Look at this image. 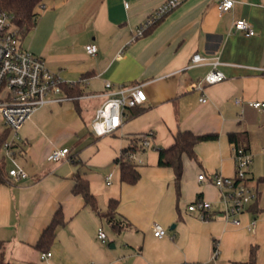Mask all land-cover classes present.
Masks as SVG:
<instances>
[{"label": "crops", "instance_id": "1", "mask_svg": "<svg viewBox=\"0 0 264 264\" xmlns=\"http://www.w3.org/2000/svg\"><path fill=\"white\" fill-rule=\"evenodd\" d=\"M165 1L44 0L38 8L37 24L23 47L42 57L64 82L82 81L86 95L37 109L22 125L18 156L28 177L0 184V264H243L253 247L257 264H264V106L249 105L264 103V0H235L221 16L220 0H183L135 38ZM239 19L256 34L236 31ZM88 44L98 46L96 55L87 53ZM196 53L208 62L191 66ZM213 63L226 79L192 90ZM106 81L116 87L143 84L147 99L138 114L126 110L115 133L98 137L92 123L107 99ZM185 130L218 138L196 145L197 160L184 158L178 189L173 169L159 166L158 150L172 146ZM151 132L153 148L147 149L137 139ZM232 133L252 155L248 183L258 193L238 216V225L219 216L201 219L188 210L203 199L214 213L222 211L212 178L236 174ZM140 145L134 152L142 161L140 178L129 185L121 180L117 159ZM58 148H70L71 159L49 161ZM78 173L89 181L100 212L74 193ZM202 174L205 180L199 179ZM111 200L118 201L117 218L127 224L123 230H114L101 216ZM59 209L65 222L47 251L51 256L42 259L45 252L36 245ZM155 223L166 228V236L154 235ZM100 228L106 243L98 238Z\"/></svg>", "mask_w": 264, "mask_h": 264}, {"label": "built area", "instance_id": "2", "mask_svg": "<svg viewBox=\"0 0 264 264\" xmlns=\"http://www.w3.org/2000/svg\"><path fill=\"white\" fill-rule=\"evenodd\" d=\"M183 0L165 1L148 19L141 25L136 33V37H141L146 30L165 17L168 13L178 7ZM235 0H220L218 4L219 15L230 12L235 6ZM236 31L245 33L247 36L256 34L250 24L243 19L235 21ZM23 39L14 22V16L7 12H0V137L6 130H10V135L1 146L7 160H10L12 167L9 169L7 179L19 180L28 177L26 171L16 161L12 146L19 139V131L22 125L37 110L54 103L65 100H73L62 92V85L65 84L58 75L53 73L47 66L46 61L23 47ZM98 46L95 44L86 45L88 54L94 56L98 53ZM204 55L196 53L192 57L191 66L208 62ZM214 69L204 78L192 85L191 89L204 91L207 85L220 83L226 79L224 73L216 69L217 63H213ZM107 89L106 101L97 109L92 123L93 132L101 137L115 133L123 124L126 110L137 108L144 104L147 96L143 90V84L114 86L110 81H106ZM82 98V97H81ZM207 98L203 97L202 102ZM236 104H241V99L235 100ZM249 105L255 108H262L264 103L251 101ZM4 126V129L1 127ZM153 133L144 136L142 144L145 148H153ZM236 161V174L232 178L215 175L212 180L218 187L223 203L222 211L217 214L213 212V205L210 201L198 199L188 206V210L198 213L201 219H210L215 216L222 217L231 223H240L238 216L245 212L246 207L258 199V193L253 189L248 181V173L252 164V155L241 147L234 148ZM71 159L70 148L54 149L48 156L51 162H62ZM126 159L135 164H141L134 152H128ZM110 174L106 179L110 184ZM200 180H205L204 174L199 176ZM256 222L254 221L249 230L254 231ZM154 235L162 238L167 235V230L161 224L153 225ZM98 238L106 243L108 236L103 228L98 231ZM52 253L42 254V259L51 256ZM218 255V249L215 250Z\"/></svg>", "mask_w": 264, "mask_h": 264}, {"label": "trees", "instance_id": "3", "mask_svg": "<svg viewBox=\"0 0 264 264\" xmlns=\"http://www.w3.org/2000/svg\"><path fill=\"white\" fill-rule=\"evenodd\" d=\"M44 0H0V12L7 11L14 16V22L17 28L20 31L22 39L31 32L36 24L37 19L39 17L38 8L42 6ZM163 19V18H162ZM161 19V20H162ZM154 25H151L145 32L148 33L154 27H156L160 21ZM89 73L84 76L88 77ZM81 82L79 83H65L62 85V92L65 96L72 98L73 100H78L81 97L85 96V92L83 87L81 86ZM132 110V115L138 114L140 109L137 108H130ZM10 130H6L5 133L0 137V184H4L7 182V177L9 174V168L7 165V157L1 153V146L4 142L7 141ZM145 135L138 136L137 140H143ZM218 138L217 135L214 134H206V135H197L192 131H179L175 137V142L172 146L168 148H161L159 149V166L171 168L175 174V182L177 188H180V183L182 181L183 173H184V158L187 156L190 159L197 160V156L195 153V147L198 143L204 141H212ZM229 140L236 144L237 147H240L239 144V135L236 133H232L229 135ZM142 148V145L135 146L134 148L124 150L122 156L117 159V163L120 165L121 170V180L122 182L134 185L138 182L140 178V173L137 169L138 164H135L133 161H129L126 159V154L128 152H135L137 149ZM13 153L17 157L21 154L20 145L15 142L12 146ZM75 163H79V161L72 157ZM76 184L73 189L74 193L77 195H81L87 206H89L92 210L96 212H100L97 206L95 196L90 192L89 188V181L83 177L80 173L76 174ZM117 207L118 201L111 200L109 203L108 210L105 213H102L101 216L106 219L108 224L114 230H123L127 227L124 221L119 220L117 218ZM64 216L59 209L50 225L44 229L42 232L40 239L36 245V247L41 252H47L55 239L56 230L59 226L64 224ZM257 248L253 247L251 249V257L250 260L243 264H257ZM48 253V252H47ZM3 262V261H2ZM4 263V262H3ZM6 264V263H4Z\"/></svg>", "mask_w": 264, "mask_h": 264}, {"label": "rangeland", "instance_id": "4", "mask_svg": "<svg viewBox=\"0 0 264 264\" xmlns=\"http://www.w3.org/2000/svg\"><path fill=\"white\" fill-rule=\"evenodd\" d=\"M2 126V125H1ZM2 129H4V126L1 127ZM16 161L20 164V161H21V157L20 156H17L16 157ZM7 165H8V168L12 167V163L10 160L7 161ZM112 167L115 168V163L113 162L112 164ZM106 230L108 231V233H112L108 228H106ZM109 240V239H108Z\"/></svg>", "mask_w": 264, "mask_h": 264}, {"label": "water", "instance_id": "5", "mask_svg": "<svg viewBox=\"0 0 264 264\" xmlns=\"http://www.w3.org/2000/svg\"><path fill=\"white\" fill-rule=\"evenodd\" d=\"M173 228H174V226L171 229H173Z\"/></svg>", "mask_w": 264, "mask_h": 264}]
</instances>
